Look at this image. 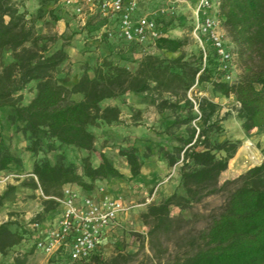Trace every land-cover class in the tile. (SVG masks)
I'll use <instances>...</instances> for the list:
<instances>
[{"label": "trees", "instance_id": "1", "mask_svg": "<svg viewBox=\"0 0 264 264\" xmlns=\"http://www.w3.org/2000/svg\"><path fill=\"white\" fill-rule=\"evenodd\" d=\"M26 1L0 0V109L9 110L8 123L27 137L30 145L26 150L33 155L45 151V140L87 153L80 167L67 163L63 155L55 163L48 158L34 163L32 179L23 186L42 194L43 211L37 219L44 221L59 209L56 199L62 197L67 185L91 194L96 182L122 177L104 153L100 154V165L93 166L96 136L91 128L121 125V108L104 107L103 103L131 97L158 113L181 117L175 125H184L185 135L172 139L178 145L157 149L168 168L180 164V184L172 196L150 203L141 215L147 234L134 235L139 242L138 253H118L109 260L96 254L84 264H134L141 253L147 264H264V162L221 184L220 178L239 144L212 140L213 130H219L210 124L217 105L206 98L198 99L204 128L198 131L192 127L198 115L188 98L193 87L205 91L210 86L222 97L235 98L240 106L238 119L246 133L264 130V0H221L222 27L240 70L234 85L220 81L212 53L204 66L200 49L190 57L183 53L187 39L163 37L157 42V55L141 56L140 49L123 44L130 53L141 56L132 60L134 69L121 62L123 58H105L97 62L92 75L90 70L84 71L70 88L59 81L62 66L70 61L68 45L54 50L58 39L38 28L61 21L55 7L59 0H39L40 7L31 17L25 10ZM93 21L85 30L96 36L104 23L98 20V28H93ZM165 30L168 32L166 26ZM175 54L179 56H163ZM31 84L35 85V96L23 105L21 92ZM120 156L134 179L150 155L141 156L139 149L132 147L120 151ZM21 165L22 159L11 153L0 135V173ZM14 191L15 187H9L0 195V212ZM218 196L223 197V204L208 208L206 201ZM172 209L179 214L173 215ZM24 241H31L24 225L11 220L0 224V256L7 257ZM146 245L149 254L145 253ZM28 255L17 253L11 264H28Z\"/></svg>", "mask_w": 264, "mask_h": 264}, {"label": "rangeland", "instance_id": "2", "mask_svg": "<svg viewBox=\"0 0 264 264\" xmlns=\"http://www.w3.org/2000/svg\"><path fill=\"white\" fill-rule=\"evenodd\" d=\"M193 4V2H190V6L193 7ZM24 6L29 17L35 16L40 7L39 0H27ZM156 6V3H148L142 5V9L144 12H147L154 10ZM55 7L61 21L47 28L43 25L38 26L42 33L55 36L58 39L54 46V50L62 45H69L73 35L82 34V42H86L85 45L95 49L88 51L92 53L96 52L98 48L89 42H97L95 40V35H90V33L85 30L86 28L82 26L81 19L75 15L74 11L65 8L63 0H59ZM191 19V8L187 7V5H182L179 9L178 18L173 21L167 20L165 25L168 29L167 31L169 32L168 35L170 38L188 40V46L183 51L187 57L199 53V47L191 34ZM72 22L76 28H72L70 25ZM91 25L93 28H97L99 26L98 18H94V23ZM163 56L171 58L177 57L179 54ZM123 61L126 62V65L131 69H134L132 60L123 59L121 62ZM80 62L83 73L84 71L94 69L98 60L90 61L84 59ZM236 74L239 77V68ZM66 78L72 81V63L70 61L62 66L59 74V81L65 80ZM34 88L35 85L31 84L21 92L23 95V105L29 104L34 98ZM191 98L197 102L198 99L206 98L217 105L216 114L210 120V124L219 127V130H213L211 133L212 140L220 143L230 141L231 143L239 144L236 155L229 162L227 171L224 172L220 178L221 184L226 181L237 179L249 169L259 166L264 162V130H253L250 133H246L243 130L242 122L238 119V110L240 106L233 96L225 98L214 93L210 86H208L205 91L195 86L191 91ZM120 106H122L121 125L107 126L100 124L97 127L91 128V131L96 136V148L91 154L93 166H96V161H100L101 163L100 154L104 151L105 155L113 162L115 167L121 172H124L126 169H129V167L125 159L120 156V151L128 150L132 147L138 148L141 156H144V154L150 155L149 158L145 160L146 162L156 158L158 160H163L161 155L157 154V149L159 147L171 149L178 145L172 140L173 137L185 135L186 127L184 125H175L176 121L181 118L179 115H173L171 112L158 113L154 107L140 105L137 101L132 100L131 97L122 98ZM139 112L140 114H137ZM8 114L9 110L0 109V135L3 136L5 144L9 147L11 153L22 159V165L19 167H11L9 171L0 173V195L8 191L9 187H15V191L10 193L5 202L4 209L0 212V223L11 220L19 225L21 223L25 227V223L28 219L39 213L41 214L43 211L41 192L33 191L23 186V183L32 179L31 173L34 163L43 158H48L52 163H55L57 158L63 155L67 163H73L80 167L81 161L83 158L87 157V153L78 151L74 148H60L58 144L45 140V151L35 156L26 150L30 145L27 137L22 135V133L17 130V127L11 126L8 123ZM191 125L200 130L204 128L202 121L198 119H195ZM50 147H54L55 150L49 151L48 149H50ZM222 156L223 154H219V157ZM176 167L179 169L180 164ZM7 176L11 178L9 181L4 182L3 179ZM154 188H156V186ZM154 188L145 198H140L137 202H142L146 199L151 200ZM94 189H119L120 191H124L123 193L126 194L129 203H131V198L133 197L127 194V192L132 190L138 191L136 184H131L127 181L114 184L112 179L96 182ZM223 201V197L218 196L208 199L206 204L208 208L212 209L221 206ZM57 214L58 211L53 212L48 215L46 219L54 220ZM172 214L175 216L178 215L179 210L172 209ZM135 234L138 233L124 231L114 235V239H110L101 250L103 259L109 260L118 253H138L139 242L134 236ZM27 245H29V249H31L32 243L30 241H28ZM16 251L17 250H13L7 257L0 256V264H11V260ZM145 251L146 254H149L147 245ZM46 259L47 257L43 254L36 255L34 253H29L28 264H43ZM137 262L147 264L145 254L141 253L134 264H138Z\"/></svg>", "mask_w": 264, "mask_h": 264}, {"label": "built area", "instance_id": "3", "mask_svg": "<svg viewBox=\"0 0 264 264\" xmlns=\"http://www.w3.org/2000/svg\"><path fill=\"white\" fill-rule=\"evenodd\" d=\"M148 3L157 6L144 12L142 5ZM63 5L74 11L84 27L93 17L104 23L96 33L97 42L118 40L140 49L141 56L159 54L158 40L170 38L165 30L166 21L176 20L181 6L187 5L192 12L191 34L203 54L204 66L212 53L221 73L220 81L229 85L238 81L237 57L220 19L221 0H63ZM191 91L188 98L200 120L198 102L191 98ZM56 201V219L39 221V213L25 223L35 250L45 255L48 263L54 260L53 264H84L93 255H102L107 232L120 215L134 208L124 195H112L104 189L85 194L73 185L65 186L62 197Z\"/></svg>", "mask_w": 264, "mask_h": 264}, {"label": "crops", "instance_id": "4", "mask_svg": "<svg viewBox=\"0 0 264 264\" xmlns=\"http://www.w3.org/2000/svg\"><path fill=\"white\" fill-rule=\"evenodd\" d=\"M93 19L94 17L90 20ZM90 20H88V23ZM92 23H94V21ZM70 25L72 26V28H76L73 22L70 23ZM89 42L90 44H94V46L98 48L96 52L92 53L88 51L93 50L94 48L85 45L86 42H82V34L73 35L70 44L66 48V51L70 57V62L72 63V81L69 78L60 81V83L64 86L70 88L75 85L81 78L83 74L81 69V60H98L99 62L105 58H116L117 61L123 58L137 61L141 57L139 54L130 53L127 47H125L123 43L118 40L109 41L105 44L99 42ZM89 75H92V70L89 71ZM75 99L79 101L81 100V97L76 96ZM121 99L105 101L103 103V106H119L120 108H122V106H120ZM102 153L105 154L104 151ZM99 165L100 161H96V166L94 167H98ZM120 173L122 174L121 178L112 179L114 184H119L127 181L131 184L137 185L138 191L132 190L127 192V194H130L133 197L131 198V204L134 206V208L130 212L118 217L116 224L107 232V235L102 244V248L110 239H114V235H117L118 233L124 231H132L134 233L146 235L147 228L142 223L141 215L146 212L147 207L150 203H159L163 199L172 196L177 191L180 184L179 169L177 167L168 168L165 161L158 160L157 158L148 162L145 161L144 166L141 170V174L137 178H131L129 169H126L124 172L120 171ZM155 186L156 188H154ZM153 188L154 193L151 199L152 202L149 199H146L142 202H137L138 199L145 198ZM107 191L112 195H124L126 197V194L123 193L124 191H120L119 189H108ZM126 200L128 202L127 198ZM30 242L32 243L31 249H29V245H27L28 241H24V243L16 249L17 251L13 256H16L17 253H21V256L26 253L41 255L40 252H37L35 250L33 242ZM11 261H13V259ZM43 264H48V259H46Z\"/></svg>", "mask_w": 264, "mask_h": 264}]
</instances>
